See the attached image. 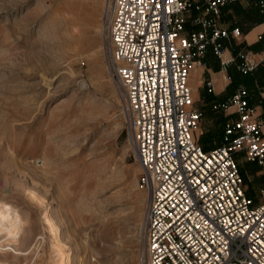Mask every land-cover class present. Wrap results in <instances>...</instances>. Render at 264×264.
I'll return each mask as SVG.
<instances>
[{
    "label": "rangeland",
    "instance_id": "1",
    "mask_svg": "<svg viewBox=\"0 0 264 264\" xmlns=\"http://www.w3.org/2000/svg\"><path fill=\"white\" fill-rule=\"evenodd\" d=\"M105 4L0 0V202L24 221L14 238L0 231V264H58L55 234L71 264H138L145 193L103 48ZM211 105L194 103V134L215 146ZM239 167L260 202L257 167Z\"/></svg>",
    "mask_w": 264,
    "mask_h": 264
},
{
    "label": "built area",
    "instance_id": "2",
    "mask_svg": "<svg viewBox=\"0 0 264 264\" xmlns=\"http://www.w3.org/2000/svg\"><path fill=\"white\" fill-rule=\"evenodd\" d=\"M232 1L106 0L103 48L145 193L138 264H264V110L256 113L239 85L211 105L220 138L205 150L194 134L203 114L187 83L207 49L220 69L234 62L223 58L222 42L240 31L220 24L221 8ZM238 2L264 15V0ZM187 20L196 28L186 30ZM237 57L242 75L264 70V57ZM203 85L212 94L211 80ZM258 96L264 104V92ZM242 162L263 180L253 187L260 202L247 195L253 177L241 174Z\"/></svg>",
    "mask_w": 264,
    "mask_h": 264
},
{
    "label": "trees",
    "instance_id": "3",
    "mask_svg": "<svg viewBox=\"0 0 264 264\" xmlns=\"http://www.w3.org/2000/svg\"><path fill=\"white\" fill-rule=\"evenodd\" d=\"M220 20L228 24V29L238 28L241 33L246 34L253 26L264 22V15L259 13L257 8L253 5L242 6L238 0H233L221 8ZM222 45L232 54V57L234 58V62L225 67L227 77L230 80L228 84L229 88H235L238 85H243L249 94L250 103L253 104L256 101L260 102L258 93L262 92V88H264V70L257 67L250 74L242 75L236 69V65L239 63L237 54L238 52H241L240 49H245L246 51H251L252 53L264 50V36L249 46H246L243 43L235 44L231 39L228 41L224 40ZM208 54H210L218 64L217 59L212 55L210 49L206 50L203 58L201 59L202 62H200L208 67V63L206 61ZM211 67L216 69V66Z\"/></svg>",
    "mask_w": 264,
    "mask_h": 264
},
{
    "label": "crops",
    "instance_id": "4",
    "mask_svg": "<svg viewBox=\"0 0 264 264\" xmlns=\"http://www.w3.org/2000/svg\"><path fill=\"white\" fill-rule=\"evenodd\" d=\"M241 5L246 6L243 4ZM220 24L223 27L228 28L227 27L228 24L222 22L221 20H220ZM195 28L196 27L191 26L189 20H187L185 24V29L189 30ZM263 32H264V22L253 26L246 34L240 32L239 36L230 37L229 39L233 40L235 44L243 43L246 46H249L255 43L257 41V35ZM240 50L241 52L249 53L255 62H258L261 58L264 57V50L259 51L257 53H252L251 51H246L245 49H240ZM225 52H226L225 56L226 55L228 56L227 59L232 58V54L227 49H225ZM206 59H207L206 61L208 63V67L202 64L201 61L199 62V65L194 66L189 72L188 75L190 79L189 85L190 87L192 86L193 89V91L191 90L192 98L195 101V103L197 101H206V102H210L211 104L218 103L223 101L226 97H228L239 85L236 86L235 88H229L228 84L230 80L226 78L227 77L226 71L220 69L219 64H217L215 59L210 54L207 55ZM211 66H216V69H213ZM194 76L198 77L199 83H196L193 80ZM206 79H210L212 82V86H213L212 94L206 93L205 89H203L202 87L203 80ZM262 92H264V88H262ZM200 94H203V99L200 97ZM252 105L256 107L255 109L256 113H259L261 110H264V104H259L258 101H256ZM219 124H220V116H219ZM198 143L205 150L213 147L211 146L212 143L209 142L208 138L206 137H203L202 140H200V142L198 141ZM257 174H258L257 171H255L254 175H256L257 182L263 183V180L261 178H258Z\"/></svg>",
    "mask_w": 264,
    "mask_h": 264
},
{
    "label": "bare ground",
    "instance_id": "5",
    "mask_svg": "<svg viewBox=\"0 0 264 264\" xmlns=\"http://www.w3.org/2000/svg\"><path fill=\"white\" fill-rule=\"evenodd\" d=\"M225 53L226 52H224L222 55L223 58L226 57ZM187 82L189 88L193 91L192 87H190L189 85V77ZM44 222H46V224L45 223L44 224L46 225L47 229L50 231L49 233L52 234V232H54L53 225L51 224L52 222L47 218L46 220H44ZM23 226H24V221L19 216V214L13 208L0 202V231L5 232L6 233L5 235L10 236L11 238H14L18 234L17 231H20ZM56 236L57 235L55 234L54 237L52 238L54 240L53 242L55 243L54 246L56 248L58 264H71L68 258L66 257L62 247L60 246L61 244L59 243Z\"/></svg>",
    "mask_w": 264,
    "mask_h": 264
}]
</instances>
